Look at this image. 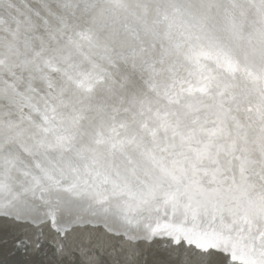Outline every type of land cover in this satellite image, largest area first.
<instances>
[{
	"label": "bare ground",
	"instance_id": "bare-ground-1",
	"mask_svg": "<svg viewBox=\"0 0 264 264\" xmlns=\"http://www.w3.org/2000/svg\"><path fill=\"white\" fill-rule=\"evenodd\" d=\"M48 2L0 0V156L24 158L37 89L57 118V153L37 157L57 174L42 208L53 228L0 221V264H264V0H98L77 28L88 0ZM52 15L57 42L38 29ZM20 190L0 213L27 208ZM20 235L31 252H11Z\"/></svg>",
	"mask_w": 264,
	"mask_h": 264
},
{
	"label": "water",
	"instance_id": "water-1",
	"mask_svg": "<svg viewBox=\"0 0 264 264\" xmlns=\"http://www.w3.org/2000/svg\"><path fill=\"white\" fill-rule=\"evenodd\" d=\"M3 1L6 2L7 0H3ZM46 1H49L48 3L57 4V0H54V1L46 0ZM88 1L89 3L87 5H84L83 8L75 14V21L73 22V25L75 26V28L80 26V24L86 18L87 11L89 9H93L92 6H94L98 2V0H88ZM17 4L20 5V3H17ZM117 12H120L119 9H117ZM136 19L137 18L128 17V22L126 26H124L125 33H128V34L134 33L138 35L137 41L141 42L145 39V35H147L149 31L147 29V24L144 23L142 20H140V22H143L142 27L136 28L135 26H133V23L136 21ZM42 20H46V18ZM47 21L51 23H48V25H46L45 24L46 21H45L44 22L45 25H41L38 27V29H42V32L39 34H41L42 38L45 40V37L51 34V32H53L52 37H55L54 41L57 42V16L55 15L49 16V19H47ZM103 34L104 36L112 35L111 32L103 33ZM58 41L63 42L64 40H61V38H59ZM124 44H126V42L121 43V44L113 43L112 47H113L114 53L120 56L123 55L124 50L127 47ZM42 45H45V43ZM51 46L52 45H50V47ZM71 53H73L74 56L77 55L74 47H71ZM108 55H109L108 52L105 50V56H108ZM143 58L144 56L142 54L141 59L137 63H140L143 60ZM80 59L82 60L83 58H80ZM25 62H29L28 58L25 60ZM23 64L26 69H29V65H26L25 63ZM26 71L28 72V76L31 75L33 77L34 81H36L38 78H42L40 84H35V87L37 86H40L42 88L44 87L43 77L47 75L45 70L40 72L39 67L36 65L33 68V71H30V70H26ZM27 72H24V73L27 74ZM63 75H66V74H63ZM68 79H69V82H72L73 77H68ZM37 91L39 94V100L34 106H32L29 117L25 118V121H27V123L23 124V129L24 131L26 130L27 133L24 135V138L22 137V143H20L19 145L17 144V146H15L18 150L17 154L22 155V157L24 158L23 159L15 158L16 152L11 151V149H8L9 152H7V154H4V156L2 157L0 156V198L2 199L6 198V196L4 195V191L7 189L20 190L26 187L28 191L25 190V192L26 193L31 192V193L28 195L27 194L24 195L23 193V197H25V199L29 197L31 202L30 204L27 202V208H24L23 206V208H21L17 212L7 214V215L4 213H0V221H1V224H3L4 226L6 224V225H9L10 227H11V223L13 224V223L19 222L20 220H22L23 222H28L31 225H38V226L41 223L42 224L47 223L48 228L45 229V232H49V229L51 227L53 228V226L50 223L49 217L45 216L44 210L42 208L46 205L49 208L51 205V201L44 202V200L46 199L45 191L49 189L51 185H54L50 183V179L52 178V176L57 175V174L46 176L41 173V170L46 167V164H48L46 162L45 163L42 162V159L44 156L43 152L50 150L52 151L51 153L53 152L57 153V149H56L57 141L54 139V137H56L54 133L55 132L57 133V118L52 119V120L47 119V116L49 115V113H47V109L50 107H54V103H50L52 101H49L48 103L47 99H45V91L43 89H39V90L37 89ZM13 107L16 109V106L14 103L10 105V108H13ZM41 115L43 117H41ZM2 117L3 118H2V121L0 120V125H1V129H4L5 127H7V125L5 124L7 119H6V116H2ZM44 122H45V125H48V127L41 126ZM50 124L51 126L54 127L53 129H51ZM42 133L45 134L46 136L45 135L43 136ZM39 147L40 149L38 150L37 148ZM37 157H40L42 159L39 160L37 159ZM5 163L10 166L8 171L9 173H11V175L6 176V178L7 180H12V184L2 179V170H3V166ZM25 176L27 177L26 179H25ZM44 179H47V181L44 183L41 190L40 189L35 190L36 193L40 194L41 197H38V199L35 200L34 197L31 196L33 194L32 191L34 190V188L32 190H30V188L35 186L37 182L43 181ZM55 183H57V178L55 179ZM21 192H24V191H21ZM2 199H0V202ZM17 219H20V220H17ZM55 219L57 220V216ZM15 230L17 231V228H15ZM34 231L36 235L35 238L36 240H38L36 243L37 248H40L41 245H44L45 248L49 249L56 256L57 248L55 247L54 242L51 241L50 239L40 240L41 233H39L40 229H38L37 226L34 228ZM20 232H21L20 230L17 231V233H20ZM37 232L39 234H37ZM61 237H63V235ZM55 238H57V236H55ZM27 239H28L27 237L20 235L19 239L13 240V247L11 249V252H14L17 250H22L23 254H25V252L27 253L31 252L32 248L29 247L31 246V244ZM27 247H28V250L26 251L25 249ZM39 253H40L39 256H44L46 259L47 254L45 252H42L39 250Z\"/></svg>",
	"mask_w": 264,
	"mask_h": 264
},
{
	"label": "rangeland",
	"instance_id": "rangeland-1",
	"mask_svg": "<svg viewBox=\"0 0 264 264\" xmlns=\"http://www.w3.org/2000/svg\"><path fill=\"white\" fill-rule=\"evenodd\" d=\"M170 55H171V53H170ZM51 117H52V115H48V116H47V119L49 120ZM53 119H54V118H53ZM50 120H51V119H50ZM53 128H54V127H52L51 129H53ZM21 202H22V201H21ZM23 203H24V202H23ZM23 203H19V204H21V205L23 206ZM19 204H18V205H19ZM53 208H54V206L52 205V207H51V210H52V211L55 210V209H53ZM21 229H22V228H21ZM21 232H22V230H21ZM17 239H19V238H17Z\"/></svg>",
	"mask_w": 264,
	"mask_h": 264
}]
</instances>
